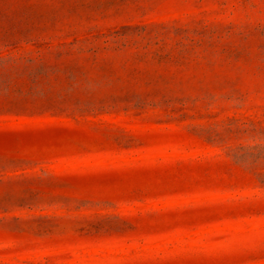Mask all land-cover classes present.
Returning <instances> with one entry per match:
<instances>
[{"label":"rangeland","instance_id":"rangeland-1","mask_svg":"<svg viewBox=\"0 0 264 264\" xmlns=\"http://www.w3.org/2000/svg\"><path fill=\"white\" fill-rule=\"evenodd\" d=\"M0 264H264V0H0Z\"/></svg>","mask_w":264,"mask_h":264}]
</instances>
